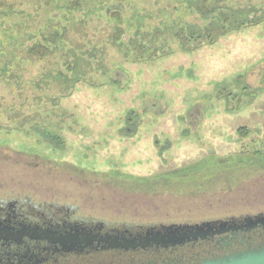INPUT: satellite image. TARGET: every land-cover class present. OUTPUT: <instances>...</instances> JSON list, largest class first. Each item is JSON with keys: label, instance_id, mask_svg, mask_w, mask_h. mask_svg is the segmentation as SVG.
Returning <instances> with one entry per match:
<instances>
[{"label": "rangeland", "instance_id": "1", "mask_svg": "<svg viewBox=\"0 0 264 264\" xmlns=\"http://www.w3.org/2000/svg\"><path fill=\"white\" fill-rule=\"evenodd\" d=\"M71 1L0 0V201L68 204L83 219L146 227L264 213L263 171L217 177L196 191L130 185L211 159L264 157V20L237 26L263 16L264 0L218 4L210 20L226 25L222 35L196 15L168 21L200 36L188 38L191 53L170 30L141 31L137 45L161 55L141 64L108 39L116 6L127 16L171 0H77L69 10ZM99 3L106 9L96 11ZM132 33L118 44L128 49Z\"/></svg>", "mask_w": 264, "mask_h": 264}, {"label": "flooded vegetation", "instance_id": "2", "mask_svg": "<svg viewBox=\"0 0 264 264\" xmlns=\"http://www.w3.org/2000/svg\"><path fill=\"white\" fill-rule=\"evenodd\" d=\"M38 206L53 207V210L58 207L56 219L54 218L56 214L54 217H45L44 210L38 209ZM23 208H27V215L19 214ZM78 210V207L73 205L53 202L43 204L29 202L21 205L18 200L0 201V264H97L99 258L110 256L134 259L133 262L137 263L133 264H192L193 255L223 256L264 241V228H257L249 232L227 234L223 236L226 237L223 241H220L221 237H214L207 241L169 249L106 250L101 249L102 244L97 245L92 240L118 233L134 237L153 226L83 219L77 217ZM230 219L235 218L227 220ZM244 219L245 217L235 221L241 224ZM19 233L22 236H19ZM68 235H78L80 245L72 249H62L56 242L59 237ZM67 246L71 248L70 244ZM195 250L200 252L193 254ZM146 257L149 258L148 262L140 260V258L147 260Z\"/></svg>", "mask_w": 264, "mask_h": 264}, {"label": "trees", "instance_id": "3", "mask_svg": "<svg viewBox=\"0 0 264 264\" xmlns=\"http://www.w3.org/2000/svg\"><path fill=\"white\" fill-rule=\"evenodd\" d=\"M67 1V0H65ZM223 0H171L170 2L173 4L165 6L163 8L156 7L153 10H149V7L142 5L141 8L136 9L135 7L132 9L133 11L129 12L127 16H124L122 13L123 6H116L118 9L114 12L116 17L114 18L115 27L113 33L108 37L109 41L118 47L120 49V53L122 55H125L129 58L130 61H132L134 64H141V63H150L151 61L156 60V58H160L161 55H158L156 52L157 48L151 45V47H146L144 44L142 46L137 45V36H141L140 32L145 30H150V33L154 35L159 34L160 31H169L171 33V37L173 39L174 44L180 49L181 52L184 53H191L194 49V45H191L192 43L189 42L188 38H192L195 41L199 39L200 36H197L195 38V33H189V30H184L182 28H176V26L167 27L166 23L168 21L172 24H178L179 19L178 14H189L190 16H198L199 20L201 22H206L208 20L215 17V8L218 4L222 3ZM103 4V3H102ZM101 3L96 4V11L105 10L106 6L103 7ZM210 4V5H209ZM80 4L77 0H72L71 3H67L66 8L71 10L74 8L79 7ZM113 20V18H111ZM210 20V26L215 27V31H217V35H222L223 30H225L226 25H215V23ZM264 20V15L261 16L258 19H255L256 22L250 21L249 19H246L242 22H240L237 26H244L246 24L248 25H255L260 21ZM160 26V27H159ZM133 32V38L130 39L132 44L128 49H126V45L124 44H118L119 40L122 39V37H127L126 33ZM187 32V33H186ZM220 32V34H219ZM189 37H187V35ZM209 38V37H207ZM205 38V39H207ZM44 36H42V40H44ZM196 43V42H195ZM152 44H154L152 42ZM39 49L42 50H48V47L46 46L43 48L39 44L36 46ZM33 53L36 52L35 49H30ZM125 58V59H128ZM131 62V63H132ZM118 73V72H116ZM115 73V75H116ZM115 75H112L111 80L113 81L115 79ZM240 79V78H239ZM114 84H118L119 82H113ZM256 171L264 172V157L253 155V156H247V158H240L235 157L234 160H228L226 162H215L214 160H210L206 164H202L200 166L196 167H190L187 169H184L180 172H174L169 173L165 175L158 176V182L157 183H150L151 181L147 180H136V181H130L131 186L133 185L134 188L138 187L139 185L144 186L147 193H157L155 189H162V192L169 190V191H182L183 189H192L196 191L197 189H200L203 185H209L210 183H213V180H215L217 177L223 179L230 177V176H236L239 175L240 178H245L248 175L255 174ZM116 174H113L115 176ZM252 176V175H251ZM117 177V176H116ZM217 178V179H218ZM125 182V183H130ZM111 185H113V182L109 181ZM139 183V184H138ZM136 184V185H135ZM114 185H116L114 183ZM125 185V184H124ZM138 185V186H137ZM154 190V191H153ZM18 202L21 205H24L26 203L35 202L32 201L30 198H24L18 200ZM34 204V203H33ZM36 204V203H35ZM34 204V205H35ZM56 205V204H54ZM53 205V206H54ZM53 210V207L44 206L43 208L41 206H38V209L45 211V216L47 217H54L56 219L59 209ZM23 212L27 208H23ZM58 210V211H57ZM60 216V215H59ZM58 216V217H59ZM31 219H34V217H31ZM38 219V218H36ZM127 260L130 258L125 257ZM142 258L145 262H148V257Z\"/></svg>", "mask_w": 264, "mask_h": 264}, {"label": "water", "instance_id": "4", "mask_svg": "<svg viewBox=\"0 0 264 264\" xmlns=\"http://www.w3.org/2000/svg\"><path fill=\"white\" fill-rule=\"evenodd\" d=\"M257 228H264V213L247 216L241 224L230 220H215L194 224H171L148 228L142 234L126 237L125 233L108 235L104 238L92 240L101 249L106 250H147V249H169L188 244L207 241L214 237H223L235 232H249ZM128 233V232H126ZM19 236H22L20 233ZM78 235L59 237L58 243L62 249H72L80 245ZM90 242V243H92ZM71 245L69 248L67 245ZM257 245L249 246L247 249L229 253L223 256L210 257L207 254L196 255L192 258V264H264V241ZM190 264V263H189Z\"/></svg>", "mask_w": 264, "mask_h": 264}]
</instances>
